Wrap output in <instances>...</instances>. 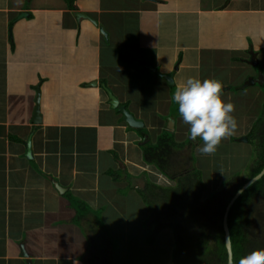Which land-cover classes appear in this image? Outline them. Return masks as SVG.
I'll return each mask as SVG.
<instances>
[{"label":"crops","instance_id":"obj_1","mask_svg":"<svg viewBox=\"0 0 264 264\" xmlns=\"http://www.w3.org/2000/svg\"><path fill=\"white\" fill-rule=\"evenodd\" d=\"M35 1L0 0V264H26L27 260L31 264H85L81 258L85 259L91 241L99 236L91 226L98 211L111 206L123 212L126 207L120 205L128 200L132 206L139 196L143 204L155 202L157 189L151 186L171 190L177 186L142 159L141 146L156 143L162 131L172 132L176 144L191 141L196 157L207 161L198 163L205 172L203 183L219 185L221 173L216 179L205 178L215 173L211 161L213 165L223 162L224 145H230L231 137L247 135L253 120L237 119L236 132L222 140L215 153L202 155L197 145L203 142L189 139L188 126L172 115V96L189 77L210 79L223 71V77L213 79L220 78L222 88H227L224 97L233 85L241 91L255 85L258 89L247 106L257 97L264 103V72L257 63L264 39L254 43L246 39L250 24L257 33H264V0H132L134 8L122 10L114 4L100 7L99 0L94 7L73 0L74 10L65 5L46 8L37 2L48 0ZM74 12L89 16L96 25L85 19L77 22ZM21 13L27 16L18 18ZM130 16L142 19L134 25L117 22ZM143 16L159 18L162 26L168 23L176 41L180 32L185 40L193 33L196 49L173 69L174 57L166 59L150 50L162 51L163 43L152 35L158 25H145ZM212 21L216 26L204 29V23ZM212 27L216 30L207 44L206 32ZM251 50L256 53L257 79L235 76L236 70L251 66ZM157 73L172 75L173 85ZM36 88L38 125L32 122ZM105 89L143 123L146 135L129 128L122 115L111 109ZM27 140L31 158L25 156ZM190 153L189 147L174 149L172 165H180L183 158L189 162ZM67 194L91 212L78 219ZM123 223L130 229V219ZM65 244L72 255H67ZM21 245L28 259L22 257Z\"/></svg>","mask_w":264,"mask_h":264},{"label":"trees","instance_id":"obj_2","mask_svg":"<svg viewBox=\"0 0 264 264\" xmlns=\"http://www.w3.org/2000/svg\"><path fill=\"white\" fill-rule=\"evenodd\" d=\"M67 1L69 2L68 8L74 10L73 1ZM173 105L172 115L179 116L174 102ZM262 107L263 110L246 135V142L251 145L254 151L246 171L243 172L244 175H239L238 171H235H240L243 166L242 156L236 152H230L229 149H223L226 152L225 155L228 153L231 155L230 158L225 156L223 160V163H226L224 167L227 168L226 178L230 172L231 177L226 179L223 175L219 185L212 187L211 192L206 189L201 172L194 168L192 159L195 158L193 156L189 160V162L191 161L190 165L186 158L179 161L180 165L177 166L172 165L170 161L174 149L191 148L193 147L191 141L176 144L172 132L164 130L158 136L156 143L147 142L141 146L143 162L154 166L163 176L177 184L172 190L151 186V188L157 189L156 201L162 200L167 205L160 206L154 200L146 202L151 212L150 224H154L155 232L172 235L171 259L167 258V255L164 258L170 260L168 264H227L222 228L224 210L235 193L264 168V104ZM259 125L261 126L258 129ZM135 131L141 136L147 134V130L144 128ZM230 142L235 143L234 138ZM232 157H240V159L232 160ZM228 159L231 160L230 163ZM144 194L146 193L144 192ZM66 196L70 208L75 211L78 219L84 218L91 212L85 203L69 194ZM102 211L103 209L100 213ZM93 225L92 222L91 226L93 227ZM227 226L233 264H237L240 257L252 251H264V175L233 203L228 212ZM97 233H99L97 241L101 243V246H106L101 233L99 231ZM129 235L130 233L127 234V238ZM122 238L124 237H119L120 240ZM146 241L145 244L148 246L149 243ZM140 248L142 245L140 247L138 244L133 245V253Z\"/></svg>","mask_w":264,"mask_h":264},{"label":"rangeland","instance_id":"obj_3","mask_svg":"<svg viewBox=\"0 0 264 264\" xmlns=\"http://www.w3.org/2000/svg\"><path fill=\"white\" fill-rule=\"evenodd\" d=\"M73 1V0H72ZM97 0H84V4H88L91 7H94L96 4ZM37 0L35 1V3ZM144 2L146 3H155L153 0H145ZM38 4L44 6L46 8H53V9H58L60 7L56 6H64L69 7V2L67 0H48L46 1H38ZM83 4V3H82ZM119 9L122 10L121 8H128L129 6L133 7V2L132 0H99L98 5L100 7H108L113 5ZM155 5V4H151ZM134 8V7H133ZM122 17V16H121ZM91 19V18H90ZM142 18H139L138 16H130L124 18H117L118 23H127L129 25H134L136 23H140ZM92 20V19H91ZM159 18H151L148 16H143V21L145 25H148L152 27L153 25H158V30L157 33H152L154 38L160 42L163 43V49L162 51L159 50L158 48H151L153 54L155 55L156 53L161 54L164 58H173L176 60L174 63L173 69H176L178 66V62L186 55L190 54L192 51L196 49L195 43L191 42V40H195L194 34H190L188 36L189 39L185 40V35L180 32L181 34H177V37L179 40L176 41V38L172 36L173 34V29L172 28H167L168 23L165 26H162L163 22L160 24L158 22ZM94 21V20H93ZM92 23V22H91ZM156 23V24H155ZM210 24H213L216 26L215 22L212 21V23H204L205 28L207 29ZM170 26L174 27L172 23ZM243 28H247L246 26H242ZM166 28V29H164ZM216 28H211V30L207 31V38H206V43L210 44L209 39L213 38V33L215 32ZM248 31L250 35L248 34ZM257 29L254 28V24H250V27L246 30V39L249 40L250 42H259V38L264 39V33L263 35L257 33ZM257 33V34H256ZM104 36V35H103ZM153 38V39H154ZM264 43V40L262 41ZM213 44V40L211 42ZM205 51V50H203ZM210 50H208L209 52ZM260 56L259 59H257L258 67L263 70L264 72V45L260 46ZM206 52V51H205ZM256 54V53H255ZM203 58V57H202ZM205 59V58H204ZM210 60V57L207 58ZM154 62H156V57L154 58ZM195 65V64H194ZM245 69L241 70H236L235 71V76H240V75H251L253 78L257 79L256 77V72H254L255 67L251 66H245ZM223 71L219 74L218 72L215 73V76L218 77H223ZM227 72H225L226 75ZM214 75L211 76L210 79H213L215 77ZM243 77H241L242 79ZM209 79V76H208ZM220 78H215V80H219ZM203 80V79H201ZM260 85V84H259ZM227 87V86H225ZM235 87V88H234ZM264 87V86H263ZM225 88H222V93L226 92L224 91ZM258 89V86L250 87L246 91H241L238 90V87L233 85L232 90H230L229 93H226L225 97L229 98L230 101L234 102V116L237 119H242V118H251L253 122L256 120V118L260 115L261 110H263L262 103L260 99L257 97V100L253 102L251 106H247V103L250 100H253L254 96L253 93ZM175 92V91H174ZM246 93V94H245ZM174 106V105H173ZM249 114H245V113ZM239 121V120H238ZM252 122V123H253ZM240 123V121H239ZM261 125L258 126V129L260 128ZM233 138L231 137L230 140ZM240 139H246V135L240 138H234L235 143L233 142L232 145L225 146L224 149L226 148L227 150L229 149L230 152H236L240 156H242L243 160V166L239 170H235L236 172L238 171L239 175H244V171H246L247 166L249 165L248 162L251 161L252 159V154L254 149H252L251 145H249L247 142L240 141ZM202 142V141H199ZM194 144L193 147L190 148L191 150V155L193 156L192 161L193 166L196 170H199L198 168V163L201 165H205L207 163L206 160H201L203 156L200 158L196 157L195 151H194ZM188 153V152H187ZM229 158L231 157L230 153H228ZM219 157V156H218ZM217 157V158H218ZM233 159H240V157H232ZM229 163L231 160H229ZM214 160L211 161V167H215V173H210L208 177H205L206 179H216L218 175L221 173V175L226 178L227 174V168L224 167L226 163H223L221 161H218L215 165H213ZM192 165V163H191ZM189 166V165H188ZM220 169V170H219ZM202 174V178L205 176V172H202V170H199ZM237 174V175H238ZM236 175V174H235ZM234 175V176H235ZM233 176V177H234ZM231 177V172L227 175V178ZM232 177V178H233ZM231 178V179H232ZM165 180V179H164ZM230 180V179H229ZM167 181V180H166ZM164 181V182H166ZM228 181V180H227ZM170 185V187H173V183L167 181ZM205 182V181H204ZM164 186V185H163ZM167 187V186H166ZM212 183L211 185H206V189L208 191L213 190L212 188ZM211 192V191H210ZM216 192V191H215ZM214 193V192H213ZM120 195H123L122 192H120ZM103 199H106L107 195L102 194ZM130 198V197H129ZM140 200L133 201L132 206L130 205L129 201H126L125 205H120L122 208L126 207L123 212H120L116 209H114L111 206L103 208V211L97 212V214L93 218V227L99 231L102 235V238H104V243L107 248V257H106V262L104 264H168L170 260L164 259L167 255V258L171 259L172 255V246L170 242L172 243V235H162V234H157L155 232V226L154 224H150L151 220V212L146 204H143L144 201L141 199L139 196ZM131 200V198H130ZM104 204H107L106 202ZM150 213V214H149ZM149 214V215H148ZM148 215V216H147ZM147 216V217H146ZM130 219L131 224L129 225L130 230L127 229V225H124L123 221ZM153 223V222H152ZM124 225V229H123ZM154 228H153V227ZM84 228L85 225H84ZM129 237L127 238V234H129ZM167 233V232H165ZM99 234V233H97ZM119 237H124L122 240L119 239ZM129 239V240H128ZM134 240V241H133ZM147 240V241H146ZM145 241L148 244V246L145 244ZM138 244L142 245V248H140L138 251L133 253V245ZM66 245L67 249V255H72V252L69 250V247H67L68 244ZM146 245L145 247H143ZM84 257V256H83ZM83 257L81 260L83 261ZM80 256L77 257L76 261L77 263H80Z\"/></svg>","mask_w":264,"mask_h":264},{"label":"clouds","instance_id":"obj_4","mask_svg":"<svg viewBox=\"0 0 264 264\" xmlns=\"http://www.w3.org/2000/svg\"><path fill=\"white\" fill-rule=\"evenodd\" d=\"M172 100L188 126L189 139L203 142L197 145L202 155L215 153L222 140L237 130L234 105L224 97L218 80L189 77L176 89ZM237 264H264V251H252L240 257Z\"/></svg>","mask_w":264,"mask_h":264},{"label":"water","instance_id":"obj_5","mask_svg":"<svg viewBox=\"0 0 264 264\" xmlns=\"http://www.w3.org/2000/svg\"><path fill=\"white\" fill-rule=\"evenodd\" d=\"M27 13H21V15L18 16V18L21 17H26ZM74 18L76 19V21L78 22L80 19H85L88 20L90 22H92L94 25H96V23L90 19L89 16L80 13V12H74L73 14ZM99 32L101 34H105L103 31V28L101 26L98 27ZM255 53L254 51H250V61L248 62L249 65H251V67H254L255 65H257L256 60H255ZM149 70H153L151 67H148ZM159 77H161L162 79H164L166 81V83L168 85H173V79H172V75H163V74H159L157 73ZM247 82L252 83L253 79H249ZM247 86V84H245L243 86V88ZM224 90H227L224 89ZM36 97H35V107L33 109V117H32V122L35 125L40 124L41 122V116H40V107H39V89L36 88ZM105 92L107 94V98H108V102L109 105L111 107V109H114L116 111H118L121 115H122V120L127 124V126L129 128H134V129H141L143 128V123L140 120H136L130 113L129 111H127V109H125V107H123L122 105L119 104L118 100L115 98V96L108 91L107 89H105ZM170 125L173 126V122L169 121ZM171 129V128H169ZM172 130V129H171ZM240 141L246 142V139H240ZM25 156L27 158H31V150H30V140H27L26 142V154ZM264 175V168L253 178H251L249 181H247L243 187L241 189H239L235 195L230 199L229 203L227 204L225 210H224V214H223V219H222V228L224 231V243H225V249H226V254H227V264H233L232 261V249H231V242H230V234H229V230H228V226H227V217H228V212L231 208V206L233 205V203L236 201V199L245 191L247 190L250 186H252L255 182H257L259 179L262 178V176ZM54 187L60 191L61 188L57 185V183H53ZM21 249H22V257L28 259V255L25 253V250L23 249V246L21 245ZM26 264H31V261L27 260Z\"/></svg>","mask_w":264,"mask_h":264},{"label":"flooded vegetation","instance_id":"obj_6","mask_svg":"<svg viewBox=\"0 0 264 264\" xmlns=\"http://www.w3.org/2000/svg\"><path fill=\"white\" fill-rule=\"evenodd\" d=\"M85 259L83 261L87 264H104L107 260V248L106 246H101V243L95 240L91 241V247L88 249V252L85 254Z\"/></svg>","mask_w":264,"mask_h":264}]
</instances>
